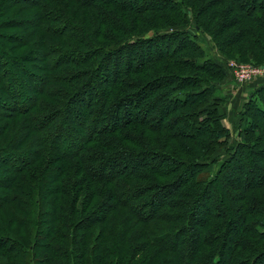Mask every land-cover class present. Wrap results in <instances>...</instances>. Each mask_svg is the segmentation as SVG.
Instances as JSON below:
<instances>
[{
  "label": "trees",
  "instance_id": "trees-1",
  "mask_svg": "<svg viewBox=\"0 0 264 264\" xmlns=\"http://www.w3.org/2000/svg\"><path fill=\"white\" fill-rule=\"evenodd\" d=\"M230 60L264 65V0H0V264H264Z\"/></svg>",
  "mask_w": 264,
  "mask_h": 264
},
{
  "label": "rangeland",
  "instance_id": "rangeland-1",
  "mask_svg": "<svg viewBox=\"0 0 264 264\" xmlns=\"http://www.w3.org/2000/svg\"><path fill=\"white\" fill-rule=\"evenodd\" d=\"M200 36V38H202V40H200V42H199V45L201 46V48H203L204 50H206L207 51V53H208V55H209V57H213L214 59H218V61H220V62H222L223 63V61H224V59H223V57L217 52V50H215L214 49V47H213V45H212V43H211V41L209 40V39H207L206 37H203V36H201V35H199ZM230 61H233V62H235V63H237V64H242V63H238V62H236V61H234V60H230ZM230 61H228L227 62V65H229L228 63L230 62ZM246 65H250V66H253V67H259V66H263V65H259V66H254V65H252V64H250V63H245ZM245 64H243V65H245ZM261 77H264V74L261 76ZM261 77L259 76V78H255V79H253V80H251V81H245V82H243V83H241V82H238V81H236L235 79H229L230 81L228 82V80L226 81V85L227 84H233L232 85V88L233 89H235L233 86L234 85H243V86H245V85H249V83H254L255 81H257V80H259V79H261ZM228 82V83H227ZM225 85V86H226ZM223 86L224 85H222L221 86V88H223ZM228 88H230V87H228ZM229 90H231V89H229ZM229 93V97L227 98V97H225L227 100H226V102L228 103L229 102V98L231 97V93L232 92H230V91H228ZM224 93H227V92H222L221 93V90H219V92L217 91V95H219L220 97L221 96H225L224 95ZM231 99V98H230ZM246 99H247V97H246ZM246 99L243 101V100H238V102H240L238 105H239V107L238 108H236V109H234V108H232L231 109V111L229 112V114H227L228 115V117L226 118V120H224V122H223V124L225 125V126H229V129L230 130H233V128H234V122H236V120L235 119H232V117L235 115V112L236 111H238V109H240V107H241V105L246 101ZM237 102V103H238ZM233 107H235V106H233ZM222 158H225V156L224 155H222L221 156ZM262 157H264V155L262 156ZM219 161H221V159L219 160ZM259 164V163H258ZM260 165V164H259ZM251 166V165H250ZM232 175L233 176H231L232 178L234 177V176H236V171H233L232 172ZM260 175V172L257 170L256 171V175H255V180H258L259 179V177H257V176H259ZM262 175V174H261ZM235 178H233V183L234 184H237V182L238 181H236V180H234ZM237 228H238V226H236L235 227V230H234V233H233V237H231V241L232 240H234L235 239V237H236V231H237Z\"/></svg>",
  "mask_w": 264,
  "mask_h": 264
},
{
  "label": "crops",
  "instance_id": "crops-1",
  "mask_svg": "<svg viewBox=\"0 0 264 264\" xmlns=\"http://www.w3.org/2000/svg\"><path fill=\"white\" fill-rule=\"evenodd\" d=\"M227 80H228V82L230 81L229 78ZM223 85H224L223 88H220V90H221V93L224 92V91L227 92V93H224V95H227L226 96L227 98L229 97V94H228L229 92L228 91L232 92L231 93V97H230L231 99L229 98V102L225 103L226 112H227V114H229V112L231 111L232 108L236 109V108L239 107L238 104L240 102H238V100H243L244 101L246 99V97H248V94L254 88L258 87L259 85H264V77H261V79L255 81L252 84L249 83V85H245V86H243V85H234L233 87L235 89L232 88L233 84H227L226 85V82H225ZM228 87H230V88H228ZM229 89H231V90H229ZM233 106H235V107H233ZM227 128H229V126Z\"/></svg>",
  "mask_w": 264,
  "mask_h": 264
},
{
  "label": "built area",
  "instance_id": "built-area-1",
  "mask_svg": "<svg viewBox=\"0 0 264 264\" xmlns=\"http://www.w3.org/2000/svg\"><path fill=\"white\" fill-rule=\"evenodd\" d=\"M233 78L238 82L251 81L255 78H259L264 74V65L259 67H253L250 65L237 64L233 61L228 63Z\"/></svg>",
  "mask_w": 264,
  "mask_h": 264
}]
</instances>
